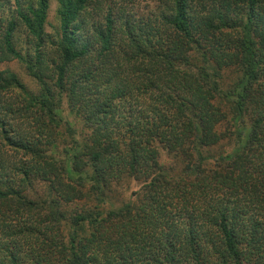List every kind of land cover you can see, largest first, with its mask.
<instances>
[{"label": "trees", "instance_id": "trees-1", "mask_svg": "<svg viewBox=\"0 0 264 264\" xmlns=\"http://www.w3.org/2000/svg\"><path fill=\"white\" fill-rule=\"evenodd\" d=\"M55 1L0 0V264H264V0Z\"/></svg>", "mask_w": 264, "mask_h": 264}, {"label": "rangeland", "instance_id": "rangeland-1", "mask_svg": "<svg viewBox=\"0 0 264 264\" xmlns=\"http://www.w3.org/2000/svg\"><path fill=\"white\" fill-rule=\"evenodd\" d=\"M119 1L124 2L123 0L122 1L119 0ZM125 1H132V4L135 5V7L137 8H141V6H143L146 3L145 0H125ZM55 7H56V1L50 0V5L47 14V25H46V30L49 32H51V26H56L57 24V20L54 16ZM0 67L1 68L8 67L14 70L18 74V76L25 82L28 88L31 89L36 88L34 80L29 75L26 74L22 64H19L15 61H8L0 64ZM65 117L74 123L78 138H83L86 135L87 130L82 127L79 121H77L73 116L67 113V109L65 112ZM160 160L161 162H167V155L164 151H161ZM137 186L138 184L134 181H129L127 183H124L122 185V188H119L120 198L126 197L132 190L136 189Z\"/></svg>", "mask_w": 264, "mask_h": 264}]
</instances>
